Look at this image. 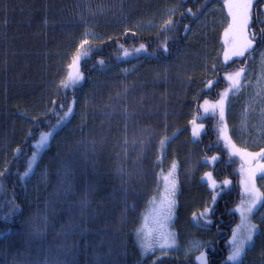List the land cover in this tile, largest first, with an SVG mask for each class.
Instances as JSON below:
<instances>
[{"label":"trees","instance_id":"trees-1","mask_svg":"<svg viewBox=\"0 0 264 264\" xmlns=\"http://www.w3.org/2000/svg\"><path fill=\"white\" fill-rule=\"evenodd\" d=\"M226 2L0 0V171L6 169L0 177V264H44L46 259L153 264L143 257L136 234L160 189V176L173 164L178 182L173 228L180 250L197 237L210 242L202 250L209 264H230L243 166L220 140L216 117L205 122L207 131L197 142L190 123L201 115L203 102L221 98L228 87L223 76L240 70L238 63L245 65L252 54L219 67L217 21L192 34L212 7ZM254 3L260 5V31L252 32L257 42L264 29V0ZM173 10L170 29L166 22L153 32H137L140 24ZM88 32L99 40L82 61L81 85L69 91L62 83ZM141 44L146 51L136 53ZM126 58L141 64L127 75L97 71ZM72 101L73 117L56 132L37 166L48 170V187L32 200L23 177L27 160L40 135L60 123ZM216 155L221 157L214 165L205 162ZM209 171L218 184L214 190L202 181ZM205 207L213 208L210 224L199 219ZM70 222L76 227L65 234ZM199 254L182 258L177 253L156 264H199ZM240 264H264V221Z\"/></svg>","mask_w":264,"mask_h":264},{"label":"rangeland","instance_id":"rangeland-1","mask_svg":"<svg viewBox=\"0 0 264 264\" xmlns=\"http://www.w3.org/2000/svg\"><path fill=\"white\" fill-rule=\"evenodd\" d=\"M226 4L222 7H213L209 10V12L204 16L203 19H201L198 24L193 28L192 34L193 35H199L200 33H203L205 29L209 26V24H212L217 20V24L221 26V51H220V58H219V65L222 64H228L235 59L239 57H232L231 59L225 61V52L229 50V42H232V46H238L239 39L234 38L233 35L230 33L228 36H225V30L228 29L229 25L232 23V16L229 11V4L234 3V0H226ZM224 9V10H223ZM233 10H235L233 8ZM177 12V10L170 11L166 15H164L160 20L158 21H151L147 23L140 24L137 27V32L144 34L153 32L155 30H158L162 27L163 24L168 22L172 18V16ZM254 17V13L252 11V18ZM252 27V24L250 22L249 28ZM87 40L88 43L84 44V47L81 48L80 45ZM99 40V36L94 32H88L83 39L80 41L78 45V49L76 52H74L72 56V60L77 54V52H86L88 47L92 45L95 41ZM254 46V44H253ZM253 48V47H252ZM251 48V49H252ZM250 49V50H251ZM249 50V51H250ZM247 53V52H246ZM245 53V54H246ZM84 55H81V58L78 62V70L79 73L82 75L81 71V65L82 61L84 59ZM126 62L119 65V66H113V67H106L98 69L97 71L101 74H120V75H127L137 69L141 62H129L128 58L124 59ZM247 68H245V71L243 75L239 78V85L238 87H231V81L228 79L229 75L232 74H225L223 76L225 82L228 84L227 89L222 93L221 98L223 97V94L227 91L228 95L225 100V116L223 125L225 126V131L227 133V138H222L219 132V138L223 142L225 148L228 151V154L232 157L238 158L241 160L242 163V169H241V200L234 208V213L239 218L238 224L234 227L232 235L229 240L230 248H232V241H233V234L235 233L237 238L239 239L242 237L246 231V225L243 222V219L241 217L240 209L242 207L247 206L248 201V193L245 192V181L248 177V170L249 168L256 169L258 165L264 164V157H257L255 160H249L247 156H244V153H257L262 150H264V43L261 49L256 53V57L251 60L248 64ZM75 69L69 68V73H75ZM239 71V70H238ZM68 73V77H69ZM67 77V81L69 83V87L66 88L69 91H74L75 88H77L79 85H81L82 80L77 83L76 85H72ZM212 84V83H211ZM207 88H210L207 86ZM231 89V90H229ZM220 98V99H221ZM219 99V100H220ZM218 100V101H219ZM208 102L207 106L211 107L212 105L216 104L218 101H211L206 100ZM205 106V102H203L201 106V115H198L197 119H195L196 124H203L204 127L200 132V135L198 138H194L192 136L193 142L199 141L202 136L207 131V122L209 119L216 117L218 122V131L220 127L222 126L221 121L217 114H213L211 112L205 113L203 108ZM69 108L72 109L71 115L63 121V123L60 124V127H57V125L50 131L53 135L50 137L49 144L47 148L44 149H35L34 154L37 156L36 163L33 165V171L30 173L28 177H25L26 180H28V187H29V195L32 200L38 199L40 194L44 192L45 189H47L49 184V172L46 168H37L39 161L43 155V153L50 147V143L56 132L60 131L63 126L68 123L71 118L73 117L74 111H75V101H72ZM202 119L200 121L199 119ZM195 127V125L191 124V134H192V128ZM72 131V130H71ZM47 133V132H46ZM170 139H167L165 142L163 148H162V156L164 155L166 151V147L169 143ZM39 143V142H38ZM37 143V144H38ZM234 151H238L241 153V155H233ZM215 160L212 158L205 159V162L210 164L211 166L214 165L218 159H220V155L214 156ZM243 157V158H242ZM175 173L174 178L176 181V190L174 195L175 200V206L172 211L171 216L169 217L167 215V207H166V198L168 197V193L166 192V181L165 177L168 176L169 172L172 171V169L166 173L162 174L160 176V189L155 198L151 201L149 208L146 210V212L142 216L141 225L137 231L136 238H137V244L140 248L141 253L143 252L142 244L151 241L153 243V246H156V243L158 241H161L164 236H167L168 233H172L173 236L170 239V242L174 240V247L170 249H166L169 252V255H174L179 253L182 258H187L192 255L199 254L205 245L209 244L210 242L205 241L203 239H197V237L192 238L187 245L183 247L182 250L179 248V242L177 240L176 232L173 228L174 221L176 219V207H177V199L176 196L178 194V184L176 179V173H177V165H175ZM211 173V179H213L212 172H206ZM206 174L203 177L202 181L208 185V187L211 190H214L210 186V180L206 178ZM171 179V178H170ZM217 184V183H216ZM218 186V184H217ZM255 187L260 193H264V172L257 171L256 172V178H255ZM250 222L252 224H255L257 226V231L253 235V240L251 242H245V250L242 254V259L239 262H231L228 261L230 264H240L245 257L247 251L252 248L255 242L256 236L259 234L260 230V224L264 220V205H258L256 209L253 210V212L250 214ZM163 234V235H162ZM147 238V240H145ZM193 242H199L200 247L195 248L193 246ZM192 249L189 252V249ZM162 250L159 247H156L155 253H149L148 255H143V257L147 260H150L151 263H153L154 256L158 255ZM231 251V249H230ZM230 254V253H229ZM164 257L163 259H165ZM163 259L157 260L161 261Z\"/></svg>","mask_w":264,"mask_h":264},{"label":"snow or ice","instance_id":"snow-or-ice-1","mask_svg":"<svg viewBox=\"0 0 264 264\" xmlns=\"http://www.w3.org/2000/svg\"><path fill=\"white\" fill-rule=\"evenodd\" d=\"M254 0H234V3L229 4V11L232 16V23L229 25L228 29L225 30V36H228L230 33L233 35L234 38L239 39L238 46L233 47L232 42H229V50L225 52V61L231 59L232 57H244L246 52H249V50L253 47L254 40H255V33H250V22L252 19V8H253ZM233 8L235 10H233ZM188 12L191 13V9H188ZM172 21L168 20L167 25H165L166 28H171ZM261 39H264V29H261ZM88 41L85 40L80 47L83 48L84 44H87ZM165 48V51L167 50L166 44L163 45ZM146 51L145 45L141 44L139 48L135 49L136 53H141ZM81 55L87 56L88 52H77L75 57L73 58L71 64L69 67L75 69V73H69L68 80L69 82L74 86L77 83H79L82 80V76L79 73L78 70V62L81 58ZM124 56H129V52L127 50L124 51ZM100 63H103V61H100ZM245 69L241 68L239 71H237L234 75H229L228 79L231 81V87H238L239 85V78L243 75ZM211 81L208 82V87H211ZM63 88H68L69 83L64 82L62 83ZM231 90V89H229ZM228 92L226 91L223 94V97L214 105L211 107L207 106L208 102L205 101V106L203 108L205 113H213L217 114L222 126L219 129L220 135L222 138H227V133L225 131V126L223 125L224 116H225V100L227 98ZM53 104H55V101H53ZM72 113V109L68 108V110L64 113L63 118L61 119L60 123H63L64 120H66ZM191 124L195 125V127L192 128V136L194 138H198L200 135L201 130L203 129V124H196L195 120L190 121ZM57 127H60V124H57ZM53 135L52 132H47L39 137V143L34 145L35 149H44L47 148L49 144L50 137ZM164 141L161 142L163 145ZM16 152L19 153L20 149L17 148ZM233 155H241L240 152L234 151ZM244 156H247L249 160H255L257 157H264V150L257 152V153H244ZM243 158V157H242ZM215 160V157L212 158ZM37 156L35 154L31 155V158L27 160L26 167L27 171L23 173V177H28L30 173L33 171V165L36 163ZM175 164L172 165V171L169 172L168 176L165 177L166 181V192L168 193V197L166 198V207H167V215L170 217L172 214V211L175 206V190H176V181L174 178L175 173ZM264 172V164L258 165L256 169L249 168L248 170V177L246 179L245 183V192L248 193V201L247 206L242 207L240 209L241 217L243 219V222L246 225V231L242 237L239 239L237 238L236 234H233V241H232V248L230 251V254L227 256V260L231 262H239L242 259V254L245 250V242H251L253 240V235L257 231V226L255 224H252L250 222V214L253 212L254 209L257 208L258 205H264V193H260L256 187H255V178H256V172ZM6 172V169L3 171H0V177H2ZM171 178V179H170ZM206 178L210 180V186L212 189H216L217 184L215 180L211 179V173L206 174ZM225 186L230 184V181H224L223 182ZM223 190V189H221ZM66 194V193H65ZM216 195H219V193H216ZM212 203H215V197L212 199ZM15 208L10 212L8 215L11 216L15 212ZM213 211V208L211 207H205L204 211L199 214V219L202 220L205 223H211V220L208 218L209 213ZM7 219V217L5 218ZM45 222L47 220V217L44 218ZM194 220L197 219V217L194 215ZM76 225L72 224L71 222L66 227V233H71ZM37 235L40 234L39 232V226L36 228ZM163 235V234H162ZM173 236L172 233H168L167 236H164L161 241H158L156 243V246H153V243L151 241H147L142 244L143 252L142 255H148L149 253H155L156 247H159L162 251L154 256L153 258V264H156L157 260L163 259L164 257L169 256V252L166 249L173 248L174 240L170 242V239ZM147 240V238H145ZM193 246L195 248L200 247L199 242H193ZM192 249H189V252ZM67 251V248L65 249ZM197 261H199V264H209L207 255L205 252L201 251L198 256L195 257ZM44 264H64L63 261L59 260H45Z\"/></svg>","mask_w":264,"mask_h":264}]
</instances>
